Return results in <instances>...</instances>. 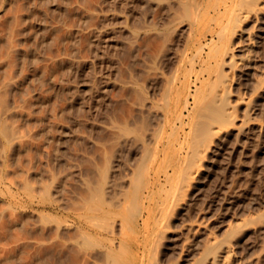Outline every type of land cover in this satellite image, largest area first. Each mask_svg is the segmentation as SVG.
Listing matches in <instances>:
<instances>
[{"label": "bare ground", "instance_id": "bare-ground-1", "mask_svg": "<svg viewBox=\"0 0 264 264\" xmlns=\"http://www.w3.org/2000/svg\"><path fill=\"white\" fill-rule=\"evenodd\" d=\"M41 1L33 0L31 5H27L31 9L28 15H40V8L36 12L32 11L34 5L42 4ZM118 1L115 0L117 3ZM136 1L137 34L157 40V48L152 53L150 62L144 64L147 67L139 71L137 79L127 81L124 78L134 96V101L128 96V103L129 100L134 103L133 109H136L137 113L133 119L123 117L124 119L118 122L117 118H114L118 116H113L114 119L111 116L116 121H111L109 125L111 137L106 138L109 144L104 141V145L108 146L103 150L105 164L98 171L95 163L96 166L93 167L99 172L97 179L90 180L93 176L89 179L88 174L86 193L83 192L86 195L81 197L80 204L75 201L78 206L73 204L75 208L71 206L72 209H68L65 216L67 220L71 219L78 224L79 235L68 239L70 245L83 251L82 260L73 258V264H233L238 260V255L249 259L248 239L255 233L251 232V229L256 221L264 216V210L255 217L246 215L248 208L256 203L264 177V0ZM109 2L112 8V0ZM122 7H118L120 11ZM147 8L153 13L150 19L147 18ZM44 11L45 9L42 12L46 13ZM15 20L17 22L20 19ZM8 35L10 37L11 33ZM11 37L5 38L4 43L8 44V50L6 45V52L2 51L7 60L13 52H18V47L14 48L12 45L14 43ZM134 37L131 35L132 39H135ZM41 39L39 44L36 43L37 47L49 44L43 42L45 38ZM132 39L130 41H133ZM31 41L33 42L32 39ZM103 41L101 40V43ZM117 43L114 45H118ZM142 43L144 44L143 40ZM130 44L131 42L127 45ZM132 44L136 45L134 42ZM4 45L1 46L2 49ZM149 45L151 44L148 43L147 47ZM140 46L137 48H141ZM30 48L26 47L28 50ZM96 50L98 51V48ZM25 51L22 52L25 61L32 62L37 59L34 51ZM128 53L130 54V51ZM17 55L14 54L15 57ZM36 73L35 76L40 79L41 74L39 76ZM32 74L34 76V73ZM126 74L124 73V76ZM2 78L4 80L0 82V136L5 146L11 148V142L18 138L19 134L8 122L9 110L13 108L8 105L7 92L10 87L22 88L25 81L22 80L23 77L21 80L24 82H18V79L14 82L10 77L6 79V76ZM32 78L30 81L35 82L36 79ZM43 82L42 80L41 83ZM15 101L17 102L14 100L13 104ZM24 101L26 103L27 100ZM77 109L78 107L75 113ZM129 109L131 110L128 107ZM111 113L112 111L109 114ZM23 114L27 113L23 111L21 116H24ZM108 116L110 121V115ZM23 118L26 120L25 116ZM23 145L17 146L22 149L25 148ZM116 148L120 153L119 162L123 167H120L121 170H129L125 174L120 173L118 183L114 184L110 171L113 168L111 159H116L118 152ZM114 150L117 152L114 153ZM99 164L98 161L99 167L103 163ZM115 176L113 175V179ZM119 180H122L121 184ZM24 188L26 194L33 198L34 191L29 183H25ZM43 190L45 192H41L40 198L49 200L48 187L45 186ZM58 202L60 204L62 201ZM61 228L60 226L59 229ZM262 228L260 230L264 231ZM62 229L66 230V227ZM69 229L70 227L68 231ZM54 231L56 232V229ZM255 231H258V228ZM58 236L59 232L56 237ZM65 237L67 238L64 233V239ZM41 242L46 240L41 239ZM42 245L45 247V244ZM76 251L72 252L78 255L80 251ZM244 263L243 260L240 264Z\"/></svg>", "mask_w": 264, "mask_h": 264}, {"label": "rangeland", "instance_id": "rangeland-1", "mask_svg": "<svg viewBox=\"0 0 264 264\" xmlns=\"http://www.w3.org/2000/svg\"><path fill=\"white\" fill-rule=\"evenodd\" d=\"M31 1L33 0H0V36L2 34L4 35L0 37V82L4 80V78H2L3 76H6V79L10 77L14 82L15 79H18V82L22 80L25 81H22L24 82V85L21 86L22 88L13 87V92L10 87L7 92L8 105L10 108H13L9 110L10 112L7 116L8 122L16 128L19 137L13 139L10 148L5 146L4 141L0 136V264H10V262H12L11 264H73V262H75L72 261L73 258L77 261L78 259L79 261L82 260L81 256L83 257V251L70 245L68 239L76 237L75 235H79L78 224L71 219L67 220L65 216L68 211L72 209L70 207H74L73 204L78 203V201V204L81 203V197L84 195L83 192L86 193V181L92 176L93 177L90 180L93 178V180L97 179L96 177L99 175L98 171L105 164L103 159L105 154L103 150L108 148L104 143L107 141V144H109L108 139L111 137V130L109 129L110 122H115L116 120V122L122 121L121 119L127 117L133 119L136 115L137 110L133 109L132 104L134 103H131L130 101H134V96L131 92L132 89L129 88V85L125 84V79L127 81L137 79L139 71L147 67V65L144 66V64L150 62L151 55L157 48L158 42L150 36L137 34L138 26L136 27V24L138 25V9L135 5L137 2L136 0H116L118 3L115 2V0H112V8L110 6V0H49L50 2L42 0V4L34 5L35 8L32 7V9L34 8L32 12L41 9L39 14H46L45 16L39 15L40 18L35 14L28 15L31 11L30 7H28L32 4ZM127 1L128 3H125ZM113 2L115 5H113ZM120 6H123V11H120ZM44 9V12L46 13L42 12ZM124 10L126 12H124ZM147 11V18H151L153 14L151 12L152 10L150 11L147 8ZM149 11L151 12L150 14ZM12 15L17 20L20 19L21 21L18 20L15 22L16 20L14 17L12 18ZM132 23H134V25ZM101 25H106V27L104 26V28ZM7 26H10V28ZM14 26L16 29H13ZM41 27L43 29H41ZM110 29L111 31H109ZM5 30L6 32L4 33ZM7 30L11 33L10 37L14 33V37L12 36L14 39L11 37L12 43H14L12 44L13 47L20 48L19 50L17 48V53L13 52L16 55L18 54L17 57H15L13 53L11 58L8 56L9 61L7 60V56L4 55L6 50H8V44H5L4 40L5 38L10 39V37H8V34L10 33H8ZM14 30L15 32H13ZM42 30L43 33H41ZM95 30L97 32H95ZM46 31L49 33L47 34ZM39 35L41 36L39 37ZM131 35L132 37L135 36V39H132ZM30 36H32L31 39L33 42L29 39ZM35 36L36 38L39 37V41L34 38ZM53 36L55 39H53ZM138 37H140V39ZM41 38H45L43 39V42L46 41L49 43L42 45V48L36 46V43L39 44L38 42L42 41ZM91 39H93L94 42ZM103 39L105 41H103ZM131 39L133 41H130ZM101 40L103 43H101ZM142 40L144 44L142 43ZM130 42L131 44L132 42L136 44L135 46L132 44V46H134L137 51L135 48L134 50L132 49L133 47L131 44L127 45ZM88 43H90L91 46ZM116 43L118 44L116 45L117 48L119 47L118 50L114 45ZM148 43L151 44L149 45L150 47H147ZM3 45L4 48L2 49ZM139 45H141V48L138 49L137 47H139ZM143 45L145 46L143 47ZM26 47L31 48L28 50ZM127 47L128 49H125ZM97 48L98 51L96 50ZM35 49H38V52ZM25 50L27 52L34 51L37 59L32 62L30 60L29 62L28 60L25 61L26 58L22 54ZM2 51L5 52L2 53ZM128 51H130V54ZM13 62H15V64ZM2 63L5 64L3 65ZM7 64L11 66H8ZM12 64L14 65L12 66ZM134 66H136L135 68L137 69H135ZM40 69L43 70V72ZM34 70H37V73ZM122 71L125 74L127 72V76H124ZM120 72L122 76L120 75ZM32 73H34V76L35 73L39 76L41 74L40 79H37V75L34 77ZM116 76H118V78ZM21 77H23V79ZM25 78L27 79L25 80ZM30 78H32V80L36 79L35 82L30 81ZM121 78H125L124 81L120 82V80H122ZM38 80L41 82L43 80L44 82L41 83ZM114 83L116 85H114ZM117 84L120 85L118 86ZM24 86H26V88ZM124 86L125 89H123ZM18 93L24 94L18 95ZM128 96L132 98L129 100L130 103H128ZM24 99L27 100L26 103ZM14 100H17V102L15 101V104L17 103L16 106L13 104ZM76 106L78 107L77 113H75ZM122 106H125L126 108ZM128 107L131 108V110H128ZM20 111L21 113H19ZM23 111L27 113L26 115L23 114L26 120L23 118L24 116H21ZM107 111L109 113L112 111L113 114H109ZM128 111H132L133 115L131 112L128 113ZM116 112L118 114H116ZM106 114L107 116H105ZM128 114H131L130 116L132 117ZM108 115H110V118L111 116L113 118L115 115L118 117H114L117 118L116 120L111 118L109 121ZM9 116L12 118L10 117L9 119ZM107 132L110 133V136ZM21 144H24L23 147L25 146V148H18ZM101 150L102 152H100ZM117 151L114 150V153L117 152L116 159H111V168H113L111 169L110 174L114 184L118 183L117 179H120V173L124 172L125 174V172L129 170H121L123 167L121 166V162H119L121 159L119 158V150L117 149ZM113 157H115V154ZM98 161L100 163L99 165L103 163L100 167L98 166ZM92 162L94 165H92ZM113 163H116L117 166ZM93 166H96V168L98 167V171ZM115 168L117 171H115ZM90 170H92V172ZM94 173H96V175ZM88 174L90 176L89 179L87 178ZM113 175L118 177L115 176V179H113ZM120 181L122 180H119V182ZM215 182L217 183V181ZM25 183H29L32 187L34 191L33 198H30L26 194L24 188ZM121 183L122 182H120V184ZM83 184H85V186ZM44 185L46 188L48 187L47 191L50 196L49 200H43L40 198V195L45 192V190H43L45 189ZM260 185L256 203L248 208V213H246L247 216L249 214L250 217L251 215L255 217L256 215L261 214L264 210V177ZM61 193L62 195H60ZM60 200L62 201V204H59L58 201ZM68 204L70 206H68ZM78 204L76 205L78 206ZM61 205H63L62 208ZM65 207L69 208L66 209ZM256 222L255 226H252L254 231L251 229V232L255 233L251 234L250 236L252 237L249 236L250 239H248V245L250 246L248 251L253 255L251 256L248 253L247 255L250 256L249 259L248 257L245 258L242 255H238L241 258L240 259L237 256L238 260L236 261L239 262V264L243 262V260L245 261L244 264H264V231L260 230L262 227V229H264V216L259 218ZM56 226L59 228L60 226L62 228L66 227V230L62 228L59 229ZM69 227L72 230L69 229L70 232L68 231ZM257 228L258 231H255ZM54 229H56V232ZM58 232L59 239L56 237ZM60 232L63 234L61 235ZM64 233L65 236H67V238L65 237L67 240L64 239ZM41 239L44 241L46 240L47 243L41 242ZM261 239L262 242H260ZM55 243L57 244L54 245ZM60 243L63 245H60ZM253 243H255L254 245L256 247L252 245ZM42 244H45V247ZM259 246H263V248ZM59 247L60 250L63 251H60ZM66 250L71 251H69V253ZM76 250L80 251L78 255L77 253L75 255V252H72ZM12 251H14L15 254ZM11 253L12 255L14 254L15 257L14 255L10 256ZM66 253L67 255H65ZM18 257L21 259H18ZM59 258L61 259L59 260ZM14 259H16V261ZM67 259L71 262H68ZM60 261L63 262L61 263ZM236 261H234L233 264H238Z\"/></svg>", "mask_w": 264, "mask_h": 264}]
</instances>
